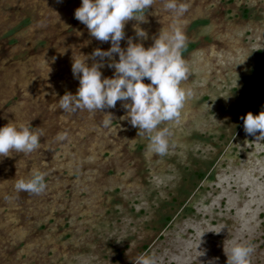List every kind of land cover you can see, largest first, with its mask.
<instances>
[{
	"label": "rangeland",
	"instance_id": "1",
	"mask_svg": "<svg viewBox=\"0 0 264 264\" xmlns=\"http://www.w3.org/2000/svg\"><path fill=\"white\" fill-rule=\"evenodd\" d=\"M182 2L181 87L192 97L179 123L160 126L170 131L168 152L147 158L127 110L115 109L120 101L95 113L56 107L78 87L71 57L110 47L74 18L80 0H0V126L15 120L43 131L37 151L0 157V264H138L143 256L226 264L223 249L235 243L253 248L249 264H264V140L240 119L264 108V0ZM161 8L155 0L144 13L143 39L137 22H126L120 47L130 37L147 48L168 29ZM100 71L112 77L107 58ZM33 172L44 191L16 192L15 181ZM69 176L94 184L86 193ZM63 180L65 191L56 188Z\"/></svg>",
	"mask_w": 264,
	"mask_h": 264
},
{
	"label": "clouds",
	"instance_id": "2",
	"mask_svg": "<svg viewBox=\"0 0 264 264\" xmlns=\"http://www.w3.org/2000/svg\"><path fill=\"white\" fill-rule=\"evenodd\" d=\"M154 2L80 0L79 7L74 9V18L86 27L92 38L108 42L110 47L107 50L93 49L87 56L79 53L71 57L70 70L73 78L78 80V87L74 94L65 92L61 95L56 105L65 113L78 110L95 113L112 108L120 101L127 110L124 119L137 129V136L147 141V158L164 156L168 152L170 131L160 126L166 122L179 123L181 110L192 97L190 90L181 87V82L188 76V69L181 58L186 37L179 26L188 5L182 0H161V11L172 18L173 24L168 29L159 30L149 47L145 48L140 42L133 43L130 37L126 40V47H120V41L125 39L124 25L130 20L137 22L133 25L136 37L145 38L144 30L138 25L145 21L144 13ZM113 54L117 59L112 58ZM105 58L107 66L113 70L110 78H102L100 71ZM89 59H93L90 65L86 62ZM145 78L149 83L143 82ZM106 115L105 125L112 120L110 114ZM240 119L246 134L256 141L264 140V108L255 115L248 112ZM41 137L42 130L15 120L9 121L0 126V157L30 155L40 148ZM45 186L44 176L39 172H33L28 179L16 180L13 185L18 193L37 195L44 191ZM223 252L226 264H249L253 248L235 243ZM138 264L154 262L151 257L143 256L138 259Z\"/></svg>",
	"mask_w": 264,
	"mask_h": 264
},
{
	"label": "flooded vegetation",
	"instance_id": "3",
	"mask_svg": "<svg viewBox=\"0 0 264 264\" xmlns=\"http://www.w3.org/2000/svg\"><path fill=\"white\" fill-rule=\"evenodd\" d=\"M246 18H248V16L247 17H245V19ZM186 49L188 48V47H185ZM184 49V48H183ZM182 49V50H183ZM109 109L110 108H108L107 109V111H109ZM115 109H116V111H118V112H121V113H123V107L122 106H117V107H115ZM116 124H113V125H111V128L109 129L108 127H107V130H109V133L110 132H113V127L115 126ZM112 135H115L114 134V132H113V134ZM71 155H73L71 158H70V160L73 158V157H75L76 158V160H73V163H72V166H74L75 167V173H77V174H79V175H81V173H82V168L80 169L79 168V163H78V161H80L81 160V158H79V156L77 155V153L75 152V151H72L71 150ZM100 161V160H99ZM90 168H91V166H90ZM85 171V170H84ZM89 171L87 170V173H88ZM68 182H70L71 184H75V185H78L79 186V184L81 183V186L82 187H88V188H85L84 190L86 191V193L88 192V189L90 188V186L92 185V184H94L93 182H88V184H86V183H84V182H82V180L80 179V178H77L76 179V177L74 176V177H71V176H69L68 177ZM67 180H63L62 182H60L61 183V186L58 184V185H56V188L57 189H59V190H62V191H65L67 188H69L71 185H65V183L64 182H67ZM65 185V186H64ZM80 186V187H81ZM84 190H82V191H84ZM61 191V192H62ZM70 198L72 199V197L70 196ZM67 198H64V200H66ZM76 199V198H75ZM72 202H73V200H71ZM148 229H151L149 226L147 227ZM152 230V229H151ZM154 231V230H153Z\"/></svg>",
	"mask_w": 264,
	"mask_h": 264
}]
</instances>
